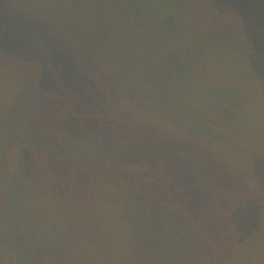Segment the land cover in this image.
Listing matches in <instances>:
<instances>
[{"label": "trees", "instance_id": "1", "mask_svg": "<svg viewBox=\"0 0 264 264\" xmlns=\"http://www.w3.org/2000/svg\"><path fill=\"white\" fill-rule=\"evenodd\" d=\"M0 264H264V0H0Z\"/></svg>", "mask_w": 264, "mask_h": 264}]
</instances>
